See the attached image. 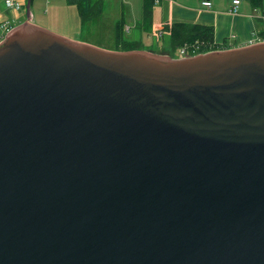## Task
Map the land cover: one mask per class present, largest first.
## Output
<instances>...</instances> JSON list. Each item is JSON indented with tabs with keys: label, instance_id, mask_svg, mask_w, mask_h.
<instances>
[{
	"label": "water",
	"instance_id": "obj_1",
	"mask_svg": "<svg viewBox=\"0 0 264 264\" xmlns=\"http://www.w3.org/2000/svg\"><path fill=\"white\" fill-rule=\"evenodd\" d=\"M25 13L0 41V264H264V42L173 59Z\"/></svg>",
	"mask_w": 264,
	"mask_h": 264
},
{
	"label": "rangeland",
	"instance_id": "obj_2",
	"mask_svg": "<svg viewBox=\"0 0 264 264\" xmlns=\"http://www.w3.org/2000/svg\"><path fill=\"white\" fill-rule=\"evenodd\" d=\"M225 1L227 0L218 2ZM32 2L35 10L34 23L58 36L102 49L118 51L132 46L135 48L134 50L151 52L173 59L179 58V49L181 47L171 48L167 38L166 28L172 23L163 25V30L153 27L152 24L149 32H147V26L139 27L137 25L142 17L143 0H103L104 11L100 20L84 32L80 29V18L76 7L68 5L65 0H32ZM48 3L49 5H47ZM155 3L153 17L157 19L160 15L159 9L162 8L157 6V0H155ZM52 4L55 6L54 10L50 9V12L45 13L44 9ZM243 6H247L248 11L256 16L254 21L257 26L263 28L264 0L260 8L254 9L246 1H243ZM122 17L124 19V39L121 41L122 43H117L115 41L114 25ZM255 42H260L259 37L255 39Z\"/></svg>",
	"mask_w": 264,
	"mask_h": 264
},
{
	"label": "crops",
	"instance_id": "obj_3",
	"mask_svg": "<svg viewBox=\"0 0 264 264\" xmlns=\"http://www.w3.org/2000/svg\"><path fill=\"white\" fill-rule=\"evenodd\" d=\"M5 1L0 0V41L6 34L3 28L4 25L8 29H12L28 22L26 10L31 12V19L35 22V10L32 0L29 9H27L28 0H13L16 4H19L18 8L6 6ZM157 1V6L162 9H159L160 15L157 19H154L152 15L153 27L163 30L162 26L167 23L210 26L214 30V42L223 49L240 48L256 43L255 39L258 34L264 31V27L257 26L254 21L256 16L248 11L247 6H243V2L238 7V13L233 15L229 12L231 0L225 2H218L222 0H209L211 3L209 8L201 5L202 0ZM54 7L52 4L45 8L44 12H50V9L54 10Z\"/></svg>",
	"mask_w": 264,
	"mask_h": 264
},
{
	"label": "trees",
	"instance_id": "obj_4",
	"mask_svg": "<svg viewBox=\"0 0 264 264\" xmlns=\"http://www.w3.org/2000/svg\"><path fill=\"white\" fill-rule=\"evenodd\" d=\"M68 5L75 6L80 18L81 30L83 32L90 29L93 24H96L104 11L103 0H65ZM203 1V0H202ZM211 1V0H210ZM246 1L254 9L262 7L263 0H240ZM155 0H143L142 4V17L141 21L137 25L139 27H146L147 32L150 31L153 24V8L155 6ZM124 19L123 17L118 20L114 25L115 41L120 43L124 37ZM138 27V28H139ZM168 33V40L171 48L176 49L184 45L192 47L197 43L199 47V53H207L217 50H226L219 47L214 42V30L210 26L186 24V23H173L166 28ZM259 40H264V31L258 34ZM122 43V42H121ZM126 43V42H125ZM127 44V43H126ZM130 45V44H129ZM201 46V47H200ZM135 48L127 47L118 51H131Z\"/></svg>",
	"mask_w": 264,
	"mask_h": 264
},
{
	"label": "built area",
	"instance_id": "obj_5",
	"mask_svg": "<svg viewBox=\"0 0 264 264\" xmlns=\"http://www.w3.org/2000/svg\"><path fill=\"white\" fill-rule=\"evenodd\" d=\"M5 4L8 7H14V6L16 8L19 7V4L18 3L16 4L13 0H6ZM201 5L205 8H209L211 6V3L209 0H203L201 2ZM239 5H240V0H232L229 12L233 15L237 14ZM3 28L5 29L6 32H8L9 29L6 28V25H4ZM161 33H163V32H161ZM260 42H264V40L260 41ZM197 54H201V53H199V47L197 46V43H195V45L192 47H188V45H184L183 47H181L179 49V56H178L179 58L178 59L192 57V56H195Z\"/></svg>",
	"mask_w": 264,
	"mask_h": 264
},
{
	"label": "bare ground",
	"instance_id": "obj_6",
	"mask_svg": "<svg viewBox=\"0 0 264 264\" xmlns=\"http://www.w3.org/2000/svg\"><path fill=\"white\" fill-rule=\"evenodd\" d=\"M160 1V0H159ZM201 2V1H200ZM201 47V46H200ZM200 50V49H199Z\"/></svg>",
	"mask_w": 264,
	"mask_h": 264
}]
</instances>
